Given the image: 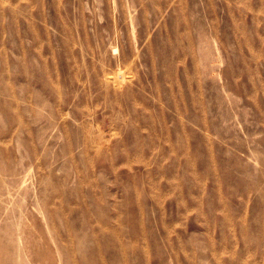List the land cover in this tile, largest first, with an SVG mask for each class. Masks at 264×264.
Here are the masks:
<instances>
[{"label": "rangeland", "instance_id": "rangeland-1", "mask_svg": "<svg viewBox=\"0 0 264 264\" xmlns=\"http://www.w3.org/2000/svg\"><path fill=\"white\" fill-rule=\"evenodd\" d=\"M0 264H264V0H0Z\"/></svg>", "mask_w": 264, "mask_h": 264}, {"label": "bare ground", "instance_id": "bare-ground-1", "mask_svg": "<svg viewBox=\"0 0 264 264\" xmlns=\"http://www.w3.org/2000/svg\"><path fill=\"white\" fill-rule=\"evenodd\" d=\"M119 70V69H118ZM120 71V70H119ZM123 71V70H122ZM121 72V71H120ZM118 73V77L120 76V74H119V72H117ZM122 74V73H121ZM113 76V75H112ZM121 77V76H120ZM123 78H124V76H123ZM120 79V78H119ZM122 79V78H121ZM119 81V80H118ZM121 81V80H120ZM120 84V83H119ZM120 86V85H119Z\"/></svg>", "mask_w": 264, "mask_h": 264}]
</instances>
